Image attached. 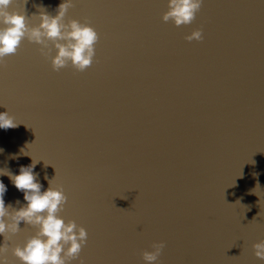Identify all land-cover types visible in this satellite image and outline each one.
I'll list each match as a JSON object with an SVG mask.
<instances>
[{"label": "water", "instance_id": "95a60500", "mask_svg": "<svg viewBox=\"0 0 264 264\" xmlns=\"http://www.w3.org/2000/svg\"><path fill=\"white\" fill-rule=\"evenodd\" d=\"M62 2L9 10L38 24L37 6L55 15ZM166 10L167 0H73L65 20L100 36L84 72L53 71L22 41L0 67V112L19 123L0 128V174L33 159L42 191L63 185L59 214L88 231L84 264H145L161 240L158 264H264L252 247L264 239V0H203L179 28ZM196 28L203 40H185ZM0 180L6 205L26 204ZM20 227L10 243L35 232Z\"/></svg>", "mask_w": 264, "mask_h": 264}, {"label": "clouds", "instance_id": "9594fccd", "mask_svg": "<svg viewBox=\"0 0 264 264\" xmlns=\"http://www.w3.org/2000/svg\"><path fill=\"white\" fill-rule=\"evenodd\" d=\"M13 0H0V67L6 66V57L17 53L25 39L39 45L38 51L50 60L53 71L71 66L77 72H84L92 66L96 55V45L100 36L96 29L87 22L69 18L65 20L73 0H63L57 6L56 14L47 12L43 6H37L38 24H31L25 12L9 10ZM27 3V0H25ZM203 0H167V10L162 13L163 22H172L176 27L190 25L196 19ZM203 29L196 28L184 39L203 40ZM54 51V54H53ZM19 123L9 112H0V128H15ZM36 161L30 165L20 166L18 174L7 172L14 186L23 193L26 204L13 207L5 204L6 185L0 180V235L4 243L0 244V264H11L8 253L16 257L20 264H71L79 259L87 244V229L73 219L67 221L59 213L68 201L62 184L48 181L49 187L42 189V184L34 172ZM47 178V177H46ZM20 204V201H16ZM35 229L34 234L27 235L22 243H10L23 229L20 223ZM254 254L264 260V239L252 245ZM165 248L164 241H154L151 250L141 253L145 264H158Z\"/></svg>", "mask_w": 264, "mask_h": 264}]
</instances>
